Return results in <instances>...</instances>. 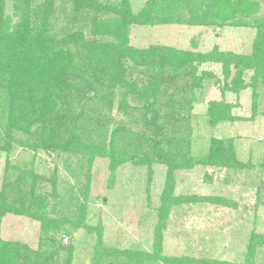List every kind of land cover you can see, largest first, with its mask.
I'll return each mask as SVG.
<instances>
[{
  "label": "rangeland",
  "instance_id": "rangeland-1",
  "mask_svg": "<svg viewBox=\"0 0 264 264\" xmlns=\"http://www.w3.org/2000/svg\"><path fill=\"white\" fill-rule=\"evenodd\" d=\"M17 1L2 0L3 13L13 21L20 13ZM92 2L106 29L124 43L120 52L129 47H166L183 52L185 62L177 60L179 54H165L167 50H155L136 65L123 60L125 70L116 79L121 82L113 89L111 106L117 116L109 129L121 127L120 140L133 158L114 170L107 157L83 159L80 152L58 156L47 147L35 146L20 131L7 142L1 134L3 200L31 206L28 187L32 182L41 195L34 196V203L46 224L60 227L40 233L39 222L30 215L7 212L1 219L0 237L17 242L27 264H150V257L157 264H170L171 258H187L188 264H264V89L259 88L253 109L250 87L238 85V91L232 90L238 64H230L225 77L222 63L195 58L212 50L249 54L256 35L253 17L236 15L223 23L205 19L202 9L210 0ZM146 7L152 23L125 17ZM255 15H264L263 0ZM82 16L65 35L85 22L80 21ZM79 31L81 40L76 39L84 43L91 35L87 27L75 32ZM251 74L252 70L242 71L245 84L251 82ZM212 102L233 104V118L212 124L208 111ZM121 108L127 111H118ZM99 122L90 128L77 125L74 132L83 131L79 150L83 142L98 141L103 126ZM138 141H143L142 148L134 152ZM65 167H70L71 174ZM18 176L27 184L19 196L15 191ZM68 181L83 192L80 206L73 204ZM55 191L61 198L53 197ZM51 237L59 245L56 253L45 246L51 245Z\"/></svg>",
  "mask_w": 264,
  "mask_h": 264
},
{
  "label": "trees",
  "instance_id": "trees-1",
  "mask_svg": "<svg viewBox=\"0 0 264 264\" xmlns=\"http://www.w3.org/2000/svg\"><path fill=\"white\" fill-rule=\"evenodd\" d=\"M68 2L69 0H61L56 5L54 0H18L20 13L13 21L10 16L3 13L2 0H0V138L2 140L1 134H4L7 142L8 137H13L20 131L34 140L35 146L47 147L58 156L66 154L71 157L80 152L83 159L87 156L107 157L109 168L114 170L123 161L133 158L132 155L127 154L126 144L120 140L118 133L121 127L109 129V125L117 116L111 106L115 99L113 89L119 88L121 82L118 81V84L116 79L122 78V72L125 70L122 68L123 60L128 58L136 65L138 59H146L155 50L160 53L167 50L168 53L165 54L172 52V55H169L171 57L179 54L180 58L177 60L181 63L185 62L186 56L178 50L152 46L145 49L129 47L120 52L119 47L122 48L124 43L122 45L119 36L108 31L107 26L101 22V14L96 9L95 2L89 3L90 0H72V4ZM81 2L86 8L83 16L80 15L83 9ZM258 11L259 0H210V4L202 9L205 19L215 18L223 23L229 19L233 20L236 15L252 16L256 28L255 40L251 52L247 55L239 56L230 52L212 50L195 56L199 62L222 63L225 77L230 72V64L235 66L238 64L240 71L238 69L232 79L234 85L232 90L238 91V88H235L238 85H243V88L250 87L253 109L259 97V88L264 89V15L256 16ZM150 12L151 10L146 7L137 14H129L125 17L131 19V22L152 23L151 20L154 19L148 15ZM141 15L146 17L145 21L140 20ZM81 16L80 21L85 22L81 23L78 29L83 30L87 27L91 35L84 43H79L80 41L76 39L81 40L82 36L81 31L75 32L78 29L68 35L64 33ZM125 17L123 19V16H120V19L125 20ZM193 23L197 24L198 21L194 20ZM105 32L107 38L103 37ZM179 68L183 67L179 66ZM179 68L174 71H178ZM245 69L252 70L249 84L242 81L241 73ZM128 84L134 86L133 82ZM131 96L138 98L137 94ZM232 107L233 104L212 102L208 110L209 121L215 124L224 119H232L230 111ZM118 111L127 110L121 108ZM141 116L145 114L142 113ZM97 121H101L99 124L103 125L102 129H99L98 141L88 144L83 142L84 148L79 150L78 145L82 142L78 137L79 135L82 137L83 131L76 133L75 128L78 124L83 127L87 125L89 128L94 127ZM145 121L148 122L147 119ZM69 123L72 125L70 126ZM14 128L17 130L14 131ZM105 136L109 138L105 140ZM142 145L143 141L136 142L134 152L140 150ZM64 169L71 174L70 167ZM26 185L25 178L18 176L15 180L17 196L20 195V188ZM52 185L54 186V183ZM68 189L71 196H75L73 204L80 206L79 198L83 192L78 184L70 183ZM28 191L31 192L30 199L33 204L27 208L24 202L19 203L14 199L12 200L17 204L6 203L3 200L4 195L0 193V226L5 213L10 212L15 215H30L39 222L40 233L46 232L47 228L55 231L60 226L46 224L41 208L34 203L36 199L34 196H41L36 192L34 183H30ZM76 192L77 194L74 195ZM67 195V199L70 200V194ZM53 197L61 198L57 191ZM50 241L51 245L47 243L45 246H50L51 253H56L59 245L52 237ZM25 255L19 254L17 242L5 241L0 237V264H27ZM187 260L189 259L171 258L170 264H188ZM147 261L150 264H157L154 257L148 258ZM215 263L224 264L216 261Z\"/></svg>",
  "mask_w": 264,
  "mask_h": 264
}]
</instances>
